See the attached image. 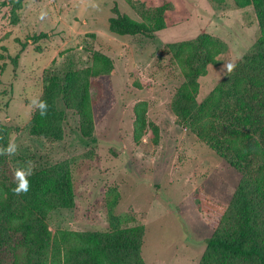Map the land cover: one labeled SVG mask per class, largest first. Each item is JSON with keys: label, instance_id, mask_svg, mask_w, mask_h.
<instances>
[{"label": "rangeland", "instance_id": "1", "mask_svg": "<svg viewBox=\"0 0 264 264\" xmlns=\"http://www.w3.org/2000/svg\"><path fill=\"white\" fill-rule=\"evenodd\" d=\"M144 3L168 9L167 27L153 36L109 30L115 4L141 19L125 0H0V123L16 145L7 160L15 180L20 170L33 173L67 161L74 206L48 211L52 232L143 226L145 264H199L241 176L175 115L172 98L183 75L170 45L202 34L227 45L218 66L199 79V103L261 31L252 6L239 8L234 0ZM96 52L113 61L114 72L91 84L92 135L81 133L78 113L61 98L56 107L64 115L63 138L31 134L32 114L50 76L90 67ZM140 101L146 102L145 129L136 142L133 108ZM152 125L158 127L157 144Z\"/></svg>", "mask_w": 264, "mask_h": 264}, {"label": "trees", "instance_id": "2", "mask_svg": "<svg viewBox=\"0 0 264 264\" xmlns=\"http://www.w3.org/2000/svg\"><path fill=\"white\" fill-rule=\"evenodd\" d=\"M141 12L136 20L115 4L108 19L109 30L119 35H145L167 27L165 6L147 8L144 0H125ZM239 8L252 6L260 36L209 93L197 102L199 79L209 66H218V55L227 45L202 34L170 45L182 63L183 82L172 98L177 118L206 142L240 176L233 196L206 243L199 264H264V0H234ZM114 72L113 61L96 52L93 64L68 72L64 78L51 75L32 114L30 133L53 140L63 138V112L56 107L61 98L68 110L79 116V128L90 137L95 125V103L91 84ZM38 103V105H39ZM133 108V138L141 141L145 129L144 108ZM152 141H159L158 127L150 128ZM8 127L0 123V148L9 145ZM29 190L17 187L7 154L0 155V264H145L141 256L144 227L110 232L51 231L46 221L52 208L74 206L67 161L46 166L28 175Z\"/></svg>", "mask_w": 264, "mask_h": 264}, {"label": "clouds", "instance_id": "3", "mask_svg": "<svg viewBox=\"0 0 264 264\" xmlns=\"http://www.w3.org/2000/svg\"><path fill=\"white\" fill-rule=\"evenodd\" d=\"M235 67L234 64H228L227 70L230 72ZM39 108L41 110V115L45 114V111L47 109V104L45 102L39 103ZM16 151V145L14 143H10L7 148H0V155L5 154H12ZM31 172H25L24 170H20L16 173V178L18 180V185L16 188L13 189V191L16 194H20L21 192H27L29 190V181L27 180L26 176L30 175Z\"/></svg>", "mask_w": 264, "mask_h": 264}]
</instances>
